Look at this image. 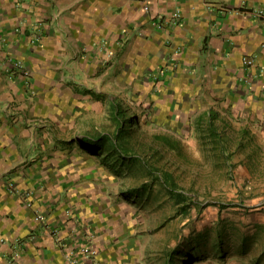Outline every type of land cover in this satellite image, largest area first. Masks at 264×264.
Returning <instances> with one entry per match:
<instances>
[{
	"label": "crops",
	"instance_id": "1",
	"mask_svg": "<svg viewBox=\"0 0 264 264\" xmlns=\"http://www.w3.org/2000/svg\"><path fill=\"white\" fill-rule=\"evenodd\" d=\"M253 7L264 9V0H0V264H66V252L94 232L99 264H169L166 255L157 263L149 250L118 246L98 205L102 197L81 169L87 159L48 148L55 139H71L79 119L72 122V110L90 101L86 91L113 77L105 59L117 72L137 60L146 76L159 66L152 74L167 95H203L233 122H248L242 115L251 112L256 143L263 144L264 15ZM177 11L180 25L155 22L173 20ZM244 56L256 64L246 67ZM17 59L30 74L17 69ZM25 75L33 88L21 84ZM27 190L33 206L25 201ZM38 212L48 223L36 219ZM251 231L239 235L238 250H225L228 264H264V258L256 262L264 257L262 243L242 251Z\"/></svg>",
	"mask_w": 264,
	"mask_h": 264
},
{
	"label": "rangeland",
	"instance_id": "2",
	"mask_svg": "<svg viewBox=\"0 0 264 264\" xmlns=\"http://www.w3.org/2000/svg\"><path fill=\"white\" fill-rule=\"evenodd\" d=\"M155 22L161 27L166 25L160 18ZM180 24L181 19H173L166 28L171 29L173 25L176 27ZM61 57L58 59L59 64ZM110 61L105 59L103 64L113 77L110 75L98 82L99 88L93 87L86 91L91 94L90 101L72 110V122L76 115H79V119L72 128L71 139L64 142L55 139L50 142L48 151L52 152L51 148L58 151L64 147L65 152L74 156L79 154L87 159L85 165L80 161L81 169L86 171L88 180L94 183L98 197H102L103 203L98 205L106 217L107 228L116 237L117 245L123 246L125 243L136 249L149 250L151 258L157 259V263H162L166 255L168 261L172 258L174 264H206L207 261L208 264H228L225 250L233 247L238 250L240 246L237 238L250 230L254 232H249L248 238L244 239L242 251L254 249L253 241L264 245V223L261 222L264 218V143L250 144L246 150L237 152L233 157L234 167L219 165L216 153L205 140V130L199 128L197 122L200 114L212 106L207 97L181 92L176 96L167 95L161 88L163 82L155 77L156 74H152L160 70L159 66L147 72L146 76L139 66L135 68L137 60L134 65L121 63L118 72L111 68ZM26 64L24 62V66ZM203 64L198 63L201 77L205 76ZM3 66L4 63L0 68ZM30 80L25 75L21 84L25 86V83H30V88H33ZM67 82L75 84L70 79ZM79 88L82 89V86ZM116 98L123 100L128 109L135 108L146 117L147 122L141 125L142 132L146 133L141 139L146 144H156V133L167 134L180 141L181 150L168 149L165 161L169 160L167 167L176 172L180 190L188 195L185 204L179 203L169 192L159 191L160 187L157 186L146 199L136 195L125 196L129 187L143 182L142 174L138 170L127 171L123 166H117L120 171L115 170L111 162L116 157L109 160L108 150L99 152L88 148L91 134L113 129L109 126L110 101ZM242 118L248 122L241 124L242 121L238 122L234 117L233 123L237 126L249 125L256 133V127L250 121L254 118L252 113L242 115ZM80 129L85 133L84 136ZM258 131L260 129L257 128ZM257 139L260 140L258 136ZM41 151L45 153L44 150H38ZM77 162L72 159V163L77 165ZM156 196H159L157 201ZM187 203L190 204L189 213L183 214L181 207ZM93 234L96 237V233ZM230 234H234V245L230 244ZM263 258L258 257L256 262Z\"/></svg>",
	"mask_w": 264,
	"mask_h": 264
},
{
	"label": "trees",
	"instance_id": "3",
	"mask_svg": "<svg viewBox=\"0 0 264 264\" xmlns=\"http://www.w3.org/2000/svg\"><path fill=\"white\" fill-rule=\"evenodd\" d=\"M110 108L111 122L109 126L113 129H107L106 132L99 130L97 133L91 134L88 148L99 152L108 150L109 160L113 159L111 157H116L111 162L115 170H118L117 166H123L127 171L138 170L142 174L143 182L129 187V190L124 193L125 196L136 195L141 199H146L150 195V191L157 186L160 187L159 191L169 192L179 203L187 201L188 195L178 186L176 172L167 167L169 160L165 161L168 149L178 152L181 150L180 141L167 134L158 135L156 133L154 140L157 146L153 143L146 144L141 139L146 134L142 132L144 130L141 127L143 122H147L146 117L135 108L130 110L125 107L124 101L121 99H112ZM197 122L199 128L205 130V140L208 146H211L212 151L216 153L219 165L234 167V155L257 142L256 133L250 126L238 127L228 119L220 106H211L203 111ZM158 199L159 196H156L155 200ZM189 207V203L183 205L181 213L188 214ZM169 264H174L172 258H170Z\"/></svg>",
	"mask_w": 264,
	"mask_h": 264
},
{
	"label": "built area",
	"instance_id": "4",
	"mask_svg": "<svg viewBox=\"0 0 264 264\" xmlns=\"http://www.w3.org/2000/svg\"><path fill=\"white\" fill-rule=\"evenodd\" d=\"M254 13L259 16L264 15V9L262 7H253L252 8ZM181 16V12L177 11L176 16L173 18L174 20H178V18ZM165 21V23L170 24L172 22L171 20H162ZM262 48L264 51V41L262 42ZM243 62L246 67H253L256 64V59L253 57L244 56ZM16 67H19L23 70L25 74H30L29 69L24 66V61L22 59H17L14 63ZM10 189L12 192L17 190V185L15 181L10 182ZM24 198L29 206H33L35 203V197L32 190H27L24 192ZM47 216L43 213H37L36 219L39 221L47 222ZM49 231L53 233H57L58 230L55 226L50 225L48 226ZM87 240L82 245L78 246L77 248H71L66 253L67 255V263L66 264H87L88 261H91L92 264H99V261L97 260L99 256V248L96 244V237L95 234L90 233L87 234Z\"/></svg>",
	"mask_w": 264,
	"mask_h": 264
}]
</instances>
